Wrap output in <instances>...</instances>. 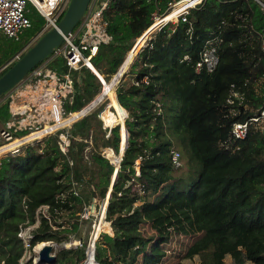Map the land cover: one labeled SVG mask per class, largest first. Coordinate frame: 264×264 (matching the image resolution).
I'll return each mask as SVG.
<instances>
[{
    "label": "trees",
    "instance_id": "16d2710c",
    "mask_svg": "<svg viewBox=\"0 0 264 264\" xmlns=\"http://www.w3.org/2000/svg\"><path fill=\"white\" fill-rule=\"evenodd\" d=\"M167 1L107 0L102 20L111 40L101 44L90 60L105 81L116 74L149 27L155 3L163 6ZM36 14L39 20L30 19L31 27L22 37L31 39L42 31L44 19ZM188 20L191 33L187 23H178L153 34L118 79L117 99L108 101L100 118L101 107L69 128L0 159V262L19 264L23 254L19 226L33 224L40 206H49V219L57 224L60 212L77 220L83 203L93 198L99 203L105 199L91 238L100 230L106 232L95 243L97 264H166L161 246L174 236L193 238L183 258L197 256L199 264H223L226 256L233 264H264V124L250 127L244 140L231 135L234 123L243 122L264 103V53L258 38L264 30V10L252 0H206L190 11ZM210 39L220 41L218 65L211 73H196L195 63ZM33 44L20 52V41L1 38L0 63L19 54L0 70V76ZM61 62L57 57L49 65L64 72ZM73 77L74 93L60 103L66 116L78 113L102 90L87 67ZM232 93L243 96L241 105ZM230 98L233 105L228 104ZM118 103L122 114L127 113L121 134L116 124L122 127L115 112L120 111ZM10 116L7 98L0 103V123ZM28 134L25 129L12 131L13 138ZM59 134L69 141L66 154L59 149ZM121 138L125 147L108 191L115 172L109 160L119 161ZM172 150L180 154L181 162L182 154L192 156L200 170L191 164L187 178L177 175L183 164L173 167ZM138 201L141 204L136 205ZM105 208L110 224L104 222L101 229ZM70 225V229L60 224L54 229L41 216L32 243H65L64 233L78 227V223ZM85 258L82 246L60 251L54 264H83ZM26 264H32L31 259Z\"/></svg>",
    "mask_w": 264,
    "mask_h": 264
},
{
    "label": "built area",
    "instance_id": "2783aa9c",
    "mask_svg": "<svg viewBox=\"0 0 264 264\" xmlns=\"http://www.w3.org/2000/svg\"><path fill=\"white\" fill-rule=\"evenodd\" d=\"M205 1L168 0L163 6L155 3V9L150 16L151 23L146 30L150 28L152 29L151 33H155L168 24L174 27L178 23H187L189 25L188 33H191V23L188 20L189 13L192 9L201 6ZM68 2L69 0H0V33L8 40L20 41L23 32L31 27V20L27 16L29 5L44 19L43 30L47 31L56 26L58 18L65 11ZM106 5L107 0H91L79 26L65 39L64 48L60 49L58 47L55 50V58L63 59L59 67H64V72H59L57 68H51L49 64H44L32 70L25 80L21 82L25 86L24 89L20 90L18 87L21 84H19L11 90L9 94L11 116L4 123V129L0 132L7 143L14 139L17 140L9 132L11 129H25L29 131L28 135L45 131V134L41 136L44 137L61 128H69L75 120L88 112L89 109L66 124L63 120L69 118L72 114L69 113L66 116L60 107V103L74 93L76 81L73 73L80 72L82 67L89 68L90 60L98 52L99 46L111 40V37L106 33V22L102 20V11ZM262 9L264 10V6ZM171 14L176 16L175 19L165 20ZM258 38L261 51L264 53V30L258 34ZM219 42L214 39L206 42L194 66L196 73L203 71L211 73L216 69L219 62L217 49V43ZM184 58L187 59V56ZM146 81L147 78L144 77L142 82ZM232 95L238 100L237 106L241 105L244 99L243 96L238 93H232ZM228 104L233 105L234 100L230 98ZM242 109L252 112L251 108L246 105H243ZM238 114H240L239 110ZM61 122H64L63 126H59ZM263 124L264 103L243 122L234 123L231 127V135L236 140H244L249 133L250 127L262 128ZM60 137L59 149L63 154H66L69 141L64 134H60ZM33 139H37V137H28L26 135L19 141L18 145L20 146L24 142ZM68 163L72 165L70 160H68ZM171 163L175 169L181 166L180 154L175 150L171 151ZM71 181L74 194L79 196L75 183L73 180ZM89 202L90 200L83 203L78 221L89 220L92 217V209ZM48 210V205H42L36 210V214L39 215L40 213L42 217L48 219ZM35 228V224L26 222L19 226L17 238L23 248L19 264H23L21 261L25 254L35 252L36 248L42 244V242L32 243ZM99 235L100 233L97 234L96 238L93 237L92 244L90 243L85 254L86 260L83 264H97L94 259V250L91 249V246L94 245L95 249V242ZM0 264L4 263L1 261Z\"/></svg>",
    "mask_w": 264,
    "mask_h": 264
},
{
    "label": "rangeland",
    "instance_id": "374dc122",
    "mask_svg": "<svg viewBox=\"0 0 264 264\" xmlns=\"http://www.w3.org/2000/svg\"><path fill=\"white\" fill-rule=\"evenodd\" d=\"M253 1V0H252ZM254 2V1H253ZM66 7H67V5H66ZM66 7H65V9H66ZM28 8H29V12H28V14H27V16H28V18L29 19H33V20H39V17H38V15L36 14L37 12L34 10V8L31 6V5H29L28 6ZM46 32V30H43L42 29V31H40L36 36H33V38H31V39H26V38H24V37H22L21 39H20V43L22 44V46H23V48L21 49V51L20 52H23V51H25L27 48H28V46H30L31 44H33L34 42H35V40L37 39V38H39L43 33H45ZM152 34V35H151ZM150 35H149V37H150V39L152 38V36H153V34L154 33H151ZM1 38H4V36L0 33V39ZM150 39H148V40H146V43H148L149 42V40ZM145 43V45L144 46H142L141 47V49H143V47H145L147 44ZM60 49H63L64 48V43L59 47ZM141 49H139V51H137V53H136V55L133 57V59H132V61H134V60H136L137 59V54L141 51ZM19 54V53H18ZM17 54V55H18ZM17 55H15L14 57H12L11 59H9V60H4V61H2L1 63H0V70L4 67V66H6V65H8L12 60H14L16 57H17ZM55 59V55L53 54V55H51V57H49V59H47L46 61H44L43 63H41L38 67H40V66H43L44 64H48V63H51V61H53ZM132 61H131V63H132ZM140 61V60H139ZM139 61H138V69L140 68V66H141V63H139ZM131 63L128 65V67L131 65ZM128 70V69H127ZM126 70V71H127ZM119 79V78H118ZM25 80V79H24ZM111 80H112V78L109 80V81H105V82H107V83H109V85H110V82H111ZM80 81V80H79ZM117 82H118V80H117ZM117 82L114 84V86H112V89L114 90V99H106V97H104V95H101V94H103V86H102V90H101V92L98 94V95H96L94 98H93V100L89 103V104H91L95 99H99V101L94 105V106H92V107H90L89 108V110H88V112L86 113V114H88V113H90V112H92V111H94L95 109H97V108H99V107H101V110H100V112H99V114H98V117L100 118V114H101V112L105 109V107L107 106V104H108V101H110L111 103H112V101L114 100H116V94H115V89H116V86H117ZM25 83V82H24ZM19 84H21V86H19L18 88L20 89V90H22V89H24V84L23 83H19ZM18 84V85H19ZM23 84V85H22ZM102 85V84H101ZM15 88V87H14ZM10 92L11 91H9L7 94H5L2 98H0V103H4L6 100H7V98H10V96H9V94H10ZM12 94V93H11ZM101 95V96H100ZM89 104H87L86 106H88ZM85 106V107H86ZM84 107V108H85ZM115 110V109H114ZM115 112H116V114H117V117H118V119H119V121L120 122H122L123 123V119H124V117L125 116H127V113H126V111H125V115L124 114H122V111H121V108H120V111L117 113V111L115 110ZM126 118V117H125ZM65 120V119H64ZM125 120V119H124ZM101 121H102V119H101ZM116 124H120V123H116ZM3 126H4V124L3 123H0V132H1V130L2 129H4L3 128ZM71 126V125H70ZM102 126H103V128H106L105 126H104V124H103V121H102ZM114 126V125H113ZM6 127V126H5ZM123 127V126H122ZM121 127V124H120V134L122 133V130H123V128ZM62 129V128H61ZM61 129H59V130H61ZM65 129H67V128H65ZM58 130V131H59ZM12 129L9 131L11 134H12ZM124 131V130H123ZM57 131H55L54 133H56ZM27 136H29V135H27ZM120 136H122V135H120ZM42 138L43 137H41V138H37V139H33V140H29V141H27V142H24L22 145H17L15 148H13V149H11V150H8L7 152L5 151V152H3V153H0V159H2L3 157H5V156H7V155H9V154H12V153H16L18 150H20L21 149V147H23V145H26V144H36L37 142H40L41 140H42ZM61 137H60V134H59V139H60ZM17 140H21V139H23V137L22 138H16ZM15 140V139H14ZM7 142H6V140L1 136V134H0V147L2 146V145H5ZM176 148V147H175ZM179 149V148H178ZM180 150V149H179ZM181 152V151H180ZM102 154H104V150L102 151ZM104 156H105V154H104ZM106 156L109 158V153H108V151H106ZM184 156V157H183ZM111 162H113V163H115L116 164V158L114 159V160H112ZM182 164H183V166L180 168V170L178 171H176V174L177 175H181V176H183L184 178H187V176L190 174L189 173V168H190V166L189 165H191V164H193V167H195V166H198L197 164H196V162H195V159L191 156L190 157V155L189 154H187V155H183L182 154V162H181ZM200 170V167L198 166V171ZM197 171V172H198ZM178 184H179V182H177ZM177 184V185H178ZM181 185V184H180ZM73 187V186H72ZM76 191H77V189H76ZM77 193H78V195H79V192L77 191ZM108 193V192H107ZM140 195H141V193H140ZM106 196H107V194H106ZM106 198V197H105ZM88 200H90V207H91V209H92V217L89 219V220H83V221H78L79 220V218L77 219V220H68V216L65 214V213H63V212H60V214H57V218H55V223H57V224H54L53 222H52V219L50 220L49 218L47 219L48 221H49V223L50 224H52V226H53V228L54 229H58L57 228V225L58 224H60V225H63V226H65V227H67L68 229H70L71 228V223H78V227H77V229L74 231V232H69V233H64V234H66L67 235V237H68V239H67V241H65V248H63V249H60V248H57V247H54V254L55 255H57L60 251H62V250H69V249H74V248H81L82 246H84V249H85V254H86V252H87V249L89 248V246H90V243L92 244V241H91V238H92V234H93V232H94V230H95V226L97 225L98 226V224L100 223V220H101V215H102V206H103V203H104V200L101 202V203H99L96 199H93V198H89ZM87 200V201H88ZM86 201V202H87ZM96 205L97 207V211L96 210H94L93 209V205ZM139 204H141V202L140 201H138L137 202V204L136 205H139ZM107 207V206H106ZM101 210V211H100ZM81 213V212H80ZM79 213V214H80ZM40 217H41V214L39 213V215L38 214H36L35 213V222L33 223V224H35L36 225V227L39 225V220H40ZM103 224H102V227H101V229L104 227V222H108L109 224H110V222L107 220V216H106V208H105V211H104V214H103ZM26 223H28V222H26ZM29 224V223H28ZM99 233L101 234V233H106L105 231H99ZM108 234V233H107ZM108 235H110V234H108ZM111 235H112V229H111ZM110 235V236H111ZM99 237V236H98ZM97 241V240H96ZM192 241H193V238H186V237H181V236H174L173 237V239H171L167 244H163L162 246H161V249L165 252V257L163 258V263H171V262H177V261H180L182 264H199V258L197 257V256H194V257H192V258H183L184 257V254H185V251H186V249H187V247L192 243ZM49 243H51V244H53V245H60V244H64V242H62V243H55V242H49ZM96 243V242H95ZM70 244H71V246H70ZM73 244V245H72ZM85 244V245H84ZM37 257V252L35 251V252H31V253H27V254H25V256L23 257V259H22V263L23 264H26L28 261H29V259H31V261H32V264H35L34 263V261H35V258ZM85 260H86V258H85ZM85 260L83 261V263L85 262ZM223 264H233V262H232V259L230 258V256H226L225 258H224V260H223ZM243 264H252L251 262H249V261H246V262H244Z\"/></svg>",
    "mask_w": 264,
    "mask_h": 264
},
{
    "label": "water",
    "instance_id": "95a60500",
    "mask_svg": "<svg viewBox=\"0 0 264 264\" xmlns=\"http://www.w3.org/2000/svg\"><path fill=\"white\" fill-rule=\"evenodd\" d=\"M90 1L91 0H69L62 17L57 22L56 26L52 27L51 29L43 33L38 38V40L19 59H17L16 62L4 74L0 76V96L5 95L9 91H11L14 87H16L19 83H21L27 77V75L31 73L32 70L35 69L37 65L42 63L43 60H45L47 57L54 54L55 50L64 43L65 39L69 36L71 32H73L77 24L82 20V18L87 12V8L89 6ZM136 43L137 42H135V44L133 45V47L131 48L129 52H132L134 50ZM125 59L123 63L121 64V66L119 67L116 74L112 77V80L110 82L111 87L117 82L118 78H120L122 74L125 72V70H122V66L125 63ZM89 69L99 79L100 83L103 86L104 79L103 78L101 79L98 76L99 74L94 68L92 70L89 67ZM96 100L97 99H95L91 104L81 109L76 114L80 116L81 114L85 113L90 107L94 105L93 103H95ZM119 107L123 109L120 106V104H119ZM124 119H123V123L122 122L121 123L123 126L122 128L125 131ZM109 128H111V126ZM120 144H121L120 151L118 155L119 161L117 162V164L111 162L108 158L104 157L108 159L109 162L113 163L115 166V172L112 176L110 188L108 189V191H111V186L114 182L116 172L118 170L121 157L123 154L125 143H123L122 138H121ZM109 196L110 194L108 192L107 197L109 198ZM41 246L42 247H40V249H38L37 251V257L35 258L34 263L35 264H54L56 261V255L51 252L52 244L49 242H43ZM63 248L64 247L61 245L60 249H63ZM91 249L94 250V245L91 246Z\"/></svg>",
    "mask_w": 264,
    "mask_h": 264
},
{
    "label": "bare ground",
    "instance_id": "6f19581e",
    "mask_svg": "<svg viewBox=\"0 0 264 264\" xmlns=\"http://www.w3.org/2000/svg\"><path fill=\"white\" fill-rule=\"evenodd\" d=\"M175 15L174 14H171V15H169V16H167L166 18H165V20H168V19H170V18H172V19H175ZM151 31H152V29H148V30H146L145 32H143L142 33V35L139 37V38H137V40L135 41V42H137L136 43V45H135V47H134V50L132 51V52H128L127 53V57H126V59H125V63H124V65L122 66V70H126L127 69V67H128V65L130 64V62H131V60H132V58L136 55V53H137V51H139V49H141V47L142 46H144L145 45V43H146V40H148L149 39V35L151 34ZM134 45V44H133ZM91 64H89V67L93 70V66L91 65ZM101 79H102V77H101V75H98ZM104 81V80H103ZM114 86V85H113ZM114 94V90L112 89V87L109 85V83H107V82H105L104 81V84H103V94L102 95H104V97H106V99L108 98H111V96ZM99 101V99H97L96 100V102L95 103H93L94 105L97 103ZM112 104V103H111ZM93 105V106H94ZM113 106V105H112ZM114 108V107H113ZM78 116V114H72V115H70L69 116V118H67V119H65V120H63L66 124L67 123H69L70 121H72L74 118H76ZM64 122H61L60 124H59V126H63V124H64ZM45 134V131H42V132H36V133H34V134H30L28 137H41V136H43ZM125 139H126V136H125ZM125 139H124V141H123V143H125ZM19 144V140H13V141H11V142H9V143H6L5 145H2L1 147H0V153H3V152H7L8 150H11V149H13V148H15L17 145ZM121 145V144H120ZM125 145V144H124ZM125 147V146H124ZM106 151L107 150H105L104 151V154H105V157L106 158H108L107 156H106ZM120 151V150H119ZM119 155V154H118ZM118 155H117V157H118ZM119 158V157H118ZM109 159V158H108ZM110 194V193H109ZM108 203V202H107ZM108 225H109V223H108ZM42 244H40L37 248H36V252L38 251V249H40V247H42L41 246ZM63 246L64 248L66 247L65 246V243L64 244H60V245H53L52 244V250H51V252L52 253H54V247H57V248H60V246ZM73 245V244H72ZM70 246H71V244H70ZM90 263V262H89Z\"/></svg>",
    "mask_w": 264,
    "mask_h": 264
},
{
    "label": "crops",
    "instance_id": "0c3cea01",
    "mask_svg": "<svg viewBox=\"0 0 264 264\" xmlns=\"http://www.w3.org/2000/svg\"><path fill=\"white\" fill-rule=\"evenodd\" d=\"M255 3H257L260 7H263L264 6V0H253ZM133 59V58H132ZM132 61V60H131ZM52 62V61H51ZM131 63V62H130ZM48 64H50V63H48ZM49 67H51L50 65H49ZM51 68H53V67H51ZM129 67H127V69H128ZM126 69V70H127ZM126 70H125V72H126Z\"/></svg>",
    "mask_w": 264,
    "mask_h": 264
},
{
    "label": "clouds",
    "instance_id": "9594fccd",
    "mask_svg": "<svg viewBox=\"0 0 264 264\" xmlns=\"http://www.w3.org/2000/svg\"><path fill=\"white\" fill-rule=\"evenodd\" d=\"M43 243V242H42Z\"/></svg>",
    "mask_w": 264,
    "mask_h": 264
}]
</instances>
